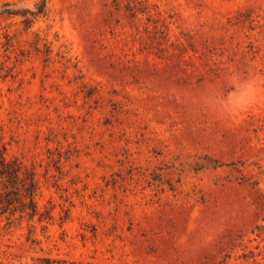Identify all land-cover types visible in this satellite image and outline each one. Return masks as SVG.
<instances>
[{"label": "rangeland", "instance_id": "374dc122", "mask_svg": "<svg viewBox=\"0 0 264 264\" xmlns=\"http://www.w3.org/2000/svg\"><path fill=\"white\" fill-rule=\"evenodd\" d=\"M131 1L0 0V264H264V0Z\"/></svg>", "mask_w": 264, "mask_h": 264}, {"label": "trees", "instance_id": "16d2710c", "mask_svg": "<svg viewBox=\"0 0 264 264\" xmlns=\"http://www.w3.org/2000/svg\"><path fill=\"white\" fill-rule=\"evenodd\" d=\"M127 2L129 10L135 13L138 9H135L132 5L133 2L131 0H127ZM21 174L23 177H21ZM0 182L2 184V191L0 192V213H10V215H13L17 212L20 217L26 216L29 220L38 215L39 222L44 219H51L49 213L45 215L38 213L37 204L34 201L37 185L32 170L23 168L16 161L5 162L2 159L0 161ZM43 264L82 263L68 262L61 259H44Z\"/></svg>", "mask_w": 264, "mask_h": 264}]
</instances>
